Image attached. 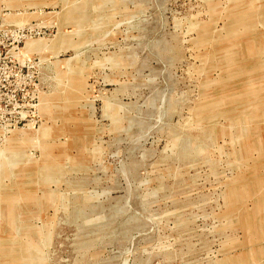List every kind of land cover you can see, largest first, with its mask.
<instances>
[{
	"label": "rangeland",
	"instance_id": "1",
	"mask_svg": "<svg viewBox=\"0 0 264 264\" xmlns=\"http://www.w3.org/2000/svg\"><path fill=\"white\" fill-rule=\"evenodd\" d=\"M0 264H264V0H0Z\"/></svg>",
	"mask_w": 264,
	"mask_h": 264
},
{
	"label": "built area",
	"instance_id": "2",
	"mask_svg": "<svg viewBox=\"0 0 264 264\" xmlns=\"http://www.w3.org/2000/svg\"><path fill=\"white\" fill-rule=\"evenodd\" d=\"M9 43H4V42H0V59L2 57H6L8 56L9 52H12V48L9 47ZM0 70H1V66H0Z\"/></svg>",
	"mask_w": 264,
	"mask_h": 264
}]
</instances>
